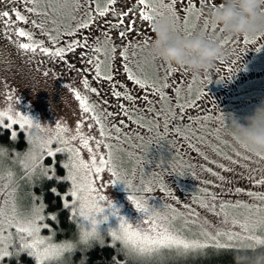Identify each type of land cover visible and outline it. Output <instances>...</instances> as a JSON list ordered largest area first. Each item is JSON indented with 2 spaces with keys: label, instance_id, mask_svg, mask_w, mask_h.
Listing matches in <instances>:
<instances>
[{
  "label": "rangeland",
  "instance_id": "rangeland-1",
  "mask_svg": "<svg viewBox=\"0 0 264 264\" xmlns=\"http://www.w3.org/2000/svg\"><path fill=\"white\" fill-rule=\"evenodd\" d=\"M81 3L83 5V0ZM3 8L4 6L0 4V9ZM83 15L82 8L80 11H73L71 16L64 19L51 13L47 17L30 16V19L44 23L43 32L39 28H32L30 24H22V27L31 30L34 33V39L43 42L45 47L52 48L53 45L44 33L51 32L53 36H56L57 32L52 31L54 28L59 29L60 33L74 29ZM53 19L57 21L56 24L51 22ZM188 27L191 36L200 32H204L208 37L214 36V30L205 31V25L199 19H190ZM174 29L176 34L185 37V25L174 21ZM82 32L83 30L78 32L75 38L85 37L88 39L92 50H84V52L95 60L98 54L94 51L93 38L90 35L85 36ZM73 38L61 35L59 43L62 45L65 40ZM13 39L16 38L13 37ZM19 39L20 42H27L24 38ZM248 41L250 42L245 43L243 40L239 44L233 39L225 40L223 43L225 44L223 47L224 57L217 60L212 69L204 72L205 75L202 79L193 77L176 86L180 89L179 102L185 104V110L174 120L169 119L168 110L174 108L177 102L175 88L169 86L164 90L169 97L168 100H162L156 95V98L146 99L151 103L143 100V89L138 88L134 92V97L137 99L135 104L130 102L131 118L124 116L127 117L125 128L121 129L120 133L112 132L114 137H119L118 140L106 141L114 146V162L119 178L122 181L131 182V188L127 191L123 184L113 186V181L116 178L107 169L99 177L95 175L92 177L95 181L94 187L97 189V194L104 195L106 200L113 201L120 216L129 222H137L140 219V214L129 202L128 195H145L138 192L137 189L142 183L144 185L151 183L153 191L146 194L150 197V205L158 209L164 205H171L177 213H182V217L178 218L175 223L188 236L199 235L202 230L213 235L218 231L239 233L241 229L238 225L233 224V220L243 222L251 218L252 222H255L264 219V201L248 195V193L264 195V184L257 183L264 178V159L247 152L230 136L229 118H237L243 124L244 118L252 115L254 109L264 101V35L248 39ZM150 45L148 44L147 48L142 50L145 51L144 55L142 52L141 57H138L135 62L133 61L136 65L134 67L143 71L144 65L146 79L149 82L153 80L162 82L166 75V68L162 66L164 61L154 58L150 54ZM61 64L55 58L44 56L39 50L34 55L31 53L21 54L13 43L7 39H0V110L5 109L11 103L15 111L28 115L34 121L42 123V127L45 129L52 130L37 133V137L47 138L54 135L55 124L60 122L66 124L70 129V132L66 134L70 138L75 134L76 123L83 118L84 134L101 139L98 126L80 112L78 102L69 87L80 90L82 94L90 98V102H99L97 111L103 113L110 110V103L106 95L109 86L106 85V82L97 83L94 79V72L89 71L87 77L92 86L101 91V95L98 97L91 92H86L81 84L84 77L79 74L68 77L60 71ZM219 64L225 69L222 77L216 75V65ZM109 65V62L102 61L103 68L107 69ZM90 67L87 64L85 69ZM134 67H131L132 70L135 73H140ZM46 70L55 75L50 74L45 77L43 72ZM173 76L174 73L168 76L169 81ZM189 84L192 89L191 93L188 91ZM10 91L13 93V99L8 101L7 94ZM201 92L205 94L196 101L195 107H188L185 102H190L194 96ZM146 93L152 94L150 89ZM105 100L108 103L105 104ZM149 108L154 110L147 111L146 109ZM204 117H209V119L205 120ZM134 121H140L144 126L141 127V123ZM166 121L168 122L167 133H165ZM104 122L108 124L109 128L112 127L109 119H105ZM6 124L7 121H5L4 127ZM90 125L91 127H89ZM174 126L180 127L181 132L189 139L185 140L184 135H177ZM149 127L152 129L151 131H149ZM25 133L27 139L28 132L25 131ZM139 137L144 139L141 140ZM161 137L164 139L161 140ZM198 137L202 138V142ZM149 140L153 141L150 147ZM190 144L195 147H190ZM27 145L29 144L27 143ZM57 146L56 143L52 145L53 149ZM71 146L79 148L80 143L78 140L72 141ZM90 146L95 150L94 143H90ZM106 153L107 149L102 145L99 154L106 155ZM144 156H147V161L141 163ZM225 156L230 159H225ZM45 157L48 156L45 155ZM66 157L67 155L64 156V158ZM49 158L51 161L54 159ZM81 158L86 162L89 161L87 150L81 149ZM97 158L99 159V155ZM233 161L235 162L233 163ZM0 162H2L5 172L10 168L16 174L18 186L16 195L21 209L31 208L35 198L29 192L30 187L40 180L24 179L23 167L16 161L13 153L6 152L4 156L0 157ZM50 165L48 162L47 166ZM219 165L230 170L224 171ZM177 172H183L185 175L176 176ZM212 173H216V175ZM219 177H223V179ZM68 182L71 188V182ZM161 182L171 189V194L160 191ZM237 189L241 191L237 192ZM213 196H215V200L212 199ZM6 198L7 192L0 195V204ZM68 199L72 200V197L69 196ZM177 201H179L178 204ZM221 203L230 205L225 209V212H221ZM237 203L248 205L252 211L249 212L248 208L234 207ZM202 204H206L208 207H203ZM102 206L106 207V204H102ZM256 208H259L260 212H256ZM103 215H108V221L100 225V230L105 232L102 233V236L108 235L106 231L109 228L117 229L119 227V217L112 216L109 210H106ZM102 218L103 216L98 217V219ZM79 219L82 229L87 221H83L80 217ZM45 223H47L46 220ZM45 229L48 228H42L40 234L47 238L52 235V232H46ZM11 231L14 233L15 229ZM257 234L264 236V227H257ZM108 237L111 238L110 235ZM53 243L56 242L53 240ZM13 244H18V240L14 239ZM12 259L5 258L3 264H8ZM188 263L190 264V262ZM167 264H171V262L169 261ZM180 264H185V262L181 261Z\"/></svg>",
  "mask_w": 264,
  "mask_h": 264
},
{
  "label": "snow or ice",
  "instance_id": "snow-or-ice-1",
  "mask_svg": "<svg viewBox=\"0 0 264 264\" xmlns=\"http://www.w3.org/2000/svg\"><path fill=\"white\" fill-rule=\"evenodd\" d=\"M203 2L211 10L221 5L210 3V0H203ZM0 4L5 5L3 9H0V39H7L13 43L21 54L31 53L34 55L39 50L44 56L64 62L67 71H79L84 77L81 80L83 89L99 97L101 91L97 87H93L87 77V72L93 71L94 79L97 83L109 82V91L117 99V106L121 109L124 116L129 118H131L129 108L119 101L125 100L135 104L137 98L123 84L115 81L111 65L105 69L102 67V62L98 57L93 60L92 57L83 55L84 50L92 49H90L87 38H75L77 33L81 30L90 29L94 24L100 22L102 18H107L104 21L108 26V30L104 33L106 42L112 39L109 31L117 30V35L123 45L119 51V58L123 61L122 71L126 74L127 79L139 86L140 89H150L153 95L159 96L162 100H168L169 97L164 91L170 86L168 76L178 71V69L164 62L162 66L166 68V75L163 81L153 80L149 82L148 79L142 78L133 72L130 66L129 50L134 47H147L149 42L154 40L151 36L152 24L156 18L164 16V12L160 11V8L167 9L174 21L183 20L185 38L191 36V31L188 27L189 20H198L202 14L200 9L201 0H167V3H164V0H104L103 6H101L100 0H83V5L81 0H0ZM118 4L121 6L116 7ZM178 4L184 12L183 17L180 15V9L176 7ZM82 8L84 15L74 29L60 33L59 29L54 28L52 31L57 32L56 36H53L51 32L44 33L53 45L52 48L45 47L43 42L34 39V33L31 30H26L24 27L19 26L21 24H30L32 28H39L43 32L44 23L30 19V16L47 17L51 13L64 19L67 16H71L73 11H80ZM113 16L116 17L115 21L112 20ZM72 18L75 19V17ZM51 22L53 24L57 23L55 19ZM142 22L146 23L151 29L148 33H142ZM211 27L213 30L217 28L216 26ZM205 31H208L206 22ZM138 32L142 33V35L138 36L135 43H133V37ZM61 35L74 38L65 40L61 45L59 43ZM13 37L16 39H13ZM19 38H24L27 42H20ZM244 42L249 43L250 41H248L247 37H244ZM224 46L225 44H222V47ZM78 49L81 52L78 53ZM257 50L259 51L260 49ZM94 51L103 54L104 49L97 46ZM111 52L113 54L117 52L115 44H113ZM72 54L81 55V59L86 61L91 67L78 69L76 65L69 62ZM132 55L134 56L135 52ZM112 59L115 60L116 56L113 55ZM50 74L55 75L47 70L43 72L45 77ZM171 86L175 88L177 102L174 108L168 110V116L169 119L174 120L184 112L185 104L179 102L180 89L176 88L175 85ZM69 90L78 102L80 112L98 126L101 139L84 134L83 118L76 123L75 134L70 138L66 136L70 129L66 124L60 122L55 124L54 135L47 138L37 137V133L52 130L45 129L42 127V123L34 121L28 115L15 111L11 103L5 109L0 110V126H5V121H7V128L11 129L13 125H19L20 130L28 132V150L22 154L15 153L16 161L23 167V178L29 181L55 180L57 183L70 181L71 188L65 195L61 196L56 187H51L50 191L54 195L60 196L64 209H72L71 216L73 218L80 217L83 221H87V224L82 227L75 242L57 244L53 243L52 236L47 238L41 236L42 228H48L51 231L50 225L45 223V220L56 222L58 221V214L53 212L45 216L43 197L39 198V203L34 202L31 208L22 210L17 202L16 193L18 186L16 174L10 168L5 172L2 162H0V195L7 192V198L0 204V264H3L5 258L19 260L22 254L32 258L34 264H64L62 258L66 253H73L78 247L79 250L86 251L96 242L102 244V233L105 232L100 230V225L108 221V215H103L106 210H109L112 216L119 217V227L117 229L109 228L106 231L113 241L111 246L115 247L116 242H119L122 246L120 252L125 255L126 259L134 258L139 261V264H167L169 261L171 264H180L181 261H184L185 264H188V262L190 264H199L201 258L207 255H231L234 257L246 252H255L257 248L264 246V236L257 234V227H264V219L255 222H252L251 218L243 222L233 220V224L238 225L241 229L239 233L218 231L213 235L202 230L196 236L185 235L183 229L178 228L175 223L178 218L182 217V213H177L176 209L171 205H164L159 209L150 205V197L146 194L153 191L151 183L148 185L142 183L140 188L137 189L138 192L145 195H128V200L136 212L140 214V219L137 222H129L126 218L120 216V212L113 201L106 200L104 195L97 194V189L94 187L95 181L92 179L93 175L99 177L107 169L116 178L113 181V186L123 184L127 191L131 188V182H125L119 178L117 166L114 162V146L106 142L112 139H119L118 136L114 137L112 132L120 133L121 127L117 126L115 120L110 119L116 114L107 111L98 112L99 102H90V98L76 88L69 87ZM191 90V85L189 84L188 91L191 93ZM204 94L201 92L194 96L190 102L186 101L185 103H187L188 107H195L196 101ZM7 99L8 101L13 99L11 91L7 94ZM146 102L151 103L147 100ZM104 103L106 104L108 101L105 100ZM146 110L153 111L154 109L149 108ZM105 119H110L111 128L104 122ZM204 119L208 120L209 117H204ZM134 122L141 123V127L144 126L140 121ZM156 127L158 128L159 125L157 124ZM151 130V127H149V131ZM167 131L168 122L166 121L165 133ZM174 131L177 135H184L178 126H174ZM10 138L12 141H16L17 132L12 131ZM139 139L143 140L144 138L139 137ZM163 139L164 137H161V140ZM184 139L188 140L189 137L184 135ZM198 139H201L202 142V138L198 137ZM76 140L80 143L79 148L71 146V142ZM53 143L58 145L55 149L52 147ZM90 143L95 144V150L90 146ZM152 144L153 141L149 140V147ZM102 145L107 149L106 155L99 154V149ZM189 146L195 147L191 144ZM81 149L87 150L89 161L86 162L81 158ZM59 153H67L68 156L67 162L61 165V167L67 169V175L63 177L57 175L55 161L47 167L42 163L45 155L55 158ZM5 154L6 150L3 146H0V157ZM98 155L99 159L97 158ZM257 156L260 159H264V155ZM146 157L144 156L141 159V163L147 161ZM224 158L230 159L227 156ZM205 159H207V156H205ZM219 167L224 171L230 170L223 165H219ZM208 171H211V169H208ZM169 174L171 175L172 173ZM212 174L216 175V173ZM175 175L182 177L185 173L177 172ZM219 178L223 179V177ZM257 183L264 184V178L257 181ZM160 191L171 194V189L163 182H161ZM239 191L241 190L237 189V192ZM248 195L254 199L264 201V195L255 193H248ZM69 196L72 197L71 203L68 201ZM212 199L215 200V196ZM176 203L178 204L179 201ZM102 204H106V207L102 206ZM201 206L208 207L206 204ZM229 206L227 203H221V212H225V209ZM234 207L248 208L249 212L252 211L246 204L237 203ZM255 211L260 212V209L256 208ZM100 216H103V218L98 219ZM12 229H15L14 233L11 231ZM14 239L18 240V244H13ZM119 254L117 253V256ZM113 264H119L115 257L113 258Z\"/></svg>",
  "mask_w": 264,
  "mask_h": 264
},
{
  "label": "clouds",
  "instance_id": "clouds-1",
  "mask_svg": "<svg viewBox=\"0 0 264 264\" xmlns=\"http://www.w3.org/2000/svg\"><path fill=\"white\" fill-rule=\"evenodd\" d=\"M206 23L219 27L220 33L208 37L200 32L185 38L176 34L171 16L156 18L152 24L155 38L150 54L195 76L207 72L224 57L225 40L264 35V0H222L219 7L206 14ZM244 119L242 124L237 118H229L231 138L247 152L264 155V101ZM233 259L235 264H264V252L237 255Z\"/></svg>",
  "mask_w": 264,
  "mask_h": 264
},
{
  "label": "trees",
  "instance_id": "trees-1",
  "mask_svg": "<svg viewBox=\"0 0 264 264\" xmlns=\"http://www.w3.org/2000/svg\"><path fill=\"white\" fill-rule=\"evenodd\" d=\"M12 131L17 132L16 141H12L10 138ZM27 143L26 133L25 131L20 130L18 125H13L11 129L0 126V146H3L7 153H13V155H15V153L22 154L28 149L29 145H27ZM65 155H67V153H59L52 161L49 157H45L43 159V164L47 167L48 162L52 165L53 161H55L57 175L62 177L66 176L67 169L61 167V165L67 162L68 159V156L64 158ZM51 187H56L61 196L65 195L64 192L67 193V190L70 189L68 181L57 183L55 180H40L37 184L31 186V189L29 188V192L34 195L35 203H39V198L43 197L45 203V216L47 214L50 215L53 212L58 214V221L53 222L46 220L47 224L51 227L53 235H51L52 240L56 243L75 242L82 226L80 219L79 217L73 218L71 216L72 209L63 208V201L60 196H56L50 191ZM68 201L71 203L72 200L68 199ZM45 231L49 232L50 230L45 229ZM102 237V244L96 242L86 251H81L78 247L73 253H66L62 258V261L64 264H113V258L115 257L119 264H139V261L134 258L126 259L125 255L120 252L122 246L119 242H116L115 247H112V239L109 238L108 235ZM260 252H264V246H260L255 252H246L241 255L254 256ZM117 253L120 254L117 256ZM8 264H34V260L27 255L22 254L19 257V260L12 259ZM199 264H235V262L231 255H207L201 258Z\"/></svg>",
  "mask_w": 264,
  "mask_h": 264
},
{
  "label": "flooded vegetation",
  "instance_id": "flooded-vegetation-1",
  "mask_svg": "<svg viewBox=\"0 0 264 264\" xmlns=\"http://www.w3.org/2000/svg\"><path fill=\"white\" fill-rule=\"evenodd\" d=\"M101 6H103L104 0H100ZM164 3H167V0H164ZM210 3H213L215 5H220L222 3V0H210ZM3 5V4H2ZM5 7V5H3ZM121 5L118 4L116 5V7H120ZM177 9H180V15L181 17L184 16V12L183 10L180 8V5L178 4ZM200 9H201V16L199 18V20L205 25L206 22V14L209 13L211 11V9L206 6L203 2V0H201V4H200ZM160 11L164 12V15H169L171 16V14L167 11V9L164 8H160ZM107 18H102L100 22L94 24L90 29H85L83 30L82 34H85V36L90 35L93 38V43H94V49L95 47L99 46L101 48L104 49L103 54L101 53H97L98 54V58L99 60L105 61V62H109L110 65L113 67V75H114V79L115 81H117L119 84H123L125 86V88H127V90L134 96V92L139 88V86L135 85L132 83V81H129L126 77V74L122 71L123 68V61L119 58V51L122 48V43L120 38L117 35V30H111L109 31V35L112 37L111 41H107L106 42V38H105V31L108 30V26L107 24L104 22ZM112 20L115 21L116 17H112ZM181 24H183V20L181 19L179 21ZM208 25V24H207ZM20 27H22V24L20 25ZM141 28H142V33H148L151 29L147 26L146 23L142 22L141 24ZM208 29L209 31L213 30L211 26L208 25ZM142 33L138 32L134 37H133V43H135L136 38L140 35H142ZM217 33H220V28L217 27L214 30L213 35H216ZM151 36L153 37V39L155 38V34L153 33V31L151 32ZM234 41L238 42L239 44H241L243 42V37L240 38H233ZM113 44L116 45L117 47V52L115 54H113L111 52V48L113 46ZM149 44H151V42H149ZM147 47L144 48H130L129 50V57H130V66L134 67L136 65H134L133 61L135 62L136 60H138V57H141L142 52L144 55L145 51H142L144 49H146ZM77 52H81L80 49L77 50ZM135 52V55L133 56L132 53ZM83 55L87 56L86 52H83ZM113 55L116 56V59L113 60L112 57ZM101 56V58H100ZM58 61V60H57ZM62 64L60 65V71L63 72L65 75H67L68 77L70 76H77V74L81 75L79 71H67L65 68V64L62 61H59ZM69 62L76 65L78 69H85V66L87 65L86 61L81 59V55H76V54H72L69 58ZM135 69V67H134ZM178 71L174 72V76L172 78H170V86L171 85H175L177 86L179 83L181 82H187L190 78L196 77L199 79H202L204 77L205 74H203L204 72L200 73L198 76L193 75L191 72L185 71L183 69L178 68ZM216 75L217 77H222L225 73V69L222 68V65H216ZM137 70V69H135ZM140 71V73H136L137 75H140L142 78H147L146 74H145V67L143 65V71L142 70H137ZM134 72V71H133ZM208 72V71H207ZM135 73V72H134ZM88 75V74H87ZM27 77H30L29 75H26ZM107 86H110L109 82H106ZM171 88H173L171 86ZM123 91V89H121ZM148 89H143V100L146 101V99H151V98H156V95L153 94H148L146 93ZM107 95V99L109 100V112L115 113L116 115L110 119L115 120L117 126H120L121 129L125 128V125L127 124V117H124V114L122 113L121 109L117 106V99L115 97H113L111 95V92L108 91ZM120 103H123L126 107L129 108L130 106V102L129 101H125V100H120ZM109 119V121H110ZM111 124V123H110Z\"/></svg>",
  "mask_w": 264,
  "mask_h": 264
}]
</instances>
